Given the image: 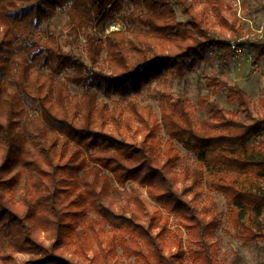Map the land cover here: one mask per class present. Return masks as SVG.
<instances>
[{
  "label": "trees",
  "instance_id": "16d2710c",
  "mask_svg": "<svg viewBox=\"0 0 264 264\" xmlns=\"http://www.w3.org/2000/svg\"><path fill=\"white\" fill-rule=\"evenodd\" d=\"M231 7L227 0H0V264H113L118 246L135 264H226L214 241L222 214L213 192L247 242L264 238L255 228L264 217V110L256 116L241 87L205 76L210 90L228 91L238 113L212 102L200 124L190 100L169 92L172 80L186 79L213 52L233 55L243 30ZM59 12L69 43L85 34L87 60L44 29ZM115 20L125 28L102 36ZM239 45L254 64L264 60V35ZM154 83L160 113L140 103ZM210 103L208 95L199 99L201 108ZM26 106L37 112L30 129ZM175 142L196 161L182 160ZM91 168L118 187H143L139 211L95 205L99 220L88 223L94 203L83 176Z\"/></svg>",
  "mask_w": 264,
  "mask_h": 264
},
{
  "label": "rangeland",
  "instance_id": "374dc122",
  "mask_svg": "<svg viewBox=\"0 0 264 264\" xmlns=\"http://www.w3.org/2000/svg\"><path fill=\"white\" fill-rule=\"evenodd\" d=\"M227 1L232 6L228 10L229 16L243 30L241 37L232 40V45L235 44L237 46V49H234L233 55L225 57L222 52H213L210 54L208 60L186 79L172 80L169 85V92L173 98L185 97L190 100L200 124L210 117L214 109L212 102L219 104L231 113H238V106L228 101V91L224 88L216 91L210 90L207 87L205 76L216 75L229 85L241 87L250 96L256 116H261L264 110L262 102V98L264 97V60L259 64H254L252 60L253 52L247 46L239 45L255 39L257 36L261 37L264 35V11L259 10L261 5L264 4V0ZM180 18L184 19L182 16ZM66 20V13L59 12L51 25L44 24L43 27L49 33H54L57 36L59 44L64 50H71L87 60L85 34L81 32L73 43H69L68 30L65 27ZM124 28L125 26L120 20L112 21L105 28L102 36L113 30ZM103 56L105 57V54ZM70 88L73 94H81L82 92L74 86ZM156 92L157 89H155L154 83L141 94L140 103L144 106L152 105L155 112L160 113V102L156 96ZM207 95L210 96L211 103L206 108H201L199 106V99ZM102 99L104 97L101 95L100 100ZM26 111L27 113L23 114L25 116L24 122L27 128L30 129L29 125L32 116L37 112L32 106H26ZM240 117L244 119L243 115H240ZM26 134L29 143L31 142L30 134L27 131ZM175 146L182 160L187 158L190 164L196 161V156L189 154L179 142H175ZM17 170L18 168L14 170V173ZM83 180L85 187L91 192V199L94 203L90 204L91 209L88 210V223L99 220L98 210L94 207L95 205L101 206L102 204L119 213L131 215L133 208L139 211L138 203L141 201L142 196H146V191L143 187L135 183H129L124 188L118 187L111 174H96L94 168L87 171L83 176ZM212 197L216 201L218 212L222 214V225L216 230L214 238L219 259L225 261L226 264L237 260H239L238 264H264V238L247 242L243 231L234 228L228 222V207L223 195L213 192ZM206 198L207 195L205 193L202 200L203 204L207 205L208 201H205ZM86 225L87 223L84 226ZM170 226L172 229L176 226V219L174 217L171 219ZM255 228L258 232H264V217L261 218L260 224H257ZM157 232H159V229ZM187 248H189L188 243L185 250ZM115 253L113 264H135V257L124 253L120 246L117 247ZM180 264H190V262L184 259Z\"/></svg>",
  "mask_w": 264,
  "mask_h": 264
},
{
  "label": "built area",
  "instance_id": "2783aa9c",
  "mask_svg": "<svg viewBox=\"0 0 264 264\" xmlns=\"http://www.w3.org/2000/svg\"><path fill=\"white\" fill-rule=\"evenodd\" d=\"M114 29V28H113ZM233 49H237V46L235 44H233Z\"/></svg>",
  "mask_w": 264,
  "mask_h": 264
}]
</instances>
